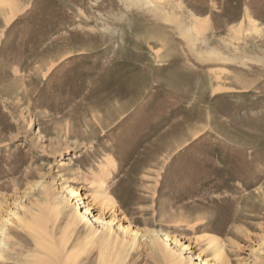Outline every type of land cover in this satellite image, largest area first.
Returning <instances> with one entry per match:
<instances>
[{
    "label": "rangeland",
    "instance_id": "rangeland-1",
    "mask_svg": "<svg viewBox=\"0 0 264 264\" xmlns=\"http://www.w3.org/2000/svg\"><path fill=\"white\" fill-rule=\"evenodd\" d=\"M12 212L48 264H97L109 222L144 234L120 264H161L149 231L184 264H264V0H0V264H31Z\"/></svg>",
    "mask_w": 264,
    "mask_h": 264
},
{
    "label": "bare ground",
    "instance_id": "bare-ground-1",
    "mask_svg": "<svg viewBox=\"0 0 264 264\" xmlns=\"http://www.w3.org/2000/svg\"><path fill=\"white\" fill-rule=\"evenodd\" d=\"M152 1L151 0H127L129 5H138V6L139 5L147 6L149 3L151 4ZM157 2H159V1H157ZM175 15L173 16V14H172L171 16H168L169 18L165 15L166 16L165 19L171 20V18H172V20H171V23H172L173 19H175ZM181 22H177V23H181ZM176 27L181 32V35L183 33L185 36L190 35V37H191V32L193 29L191 26L187 25V26L182 28V27H180V24H179V25H176ZM69 193L73 196H76L78 194V191L70 188ZM113 202L114 201L112 200V198H106L105 196H103L101 201H99L100 205H102V206H106L108 204L112 205ZM63 205H64V203L56 205L57 212H59V213L61 212ZM34 206H36V205H30V208H33ZM23 208H25V207H23ZM30 208H28V209H30ZM36 209L39 210V208H36ZM85 211H88V208H86ZM30 212H32V211L30 210ZM74 214H76V213H74ZM11 216L15 217L19 226H21L22 228L28 229L29 231H31L33 233L32 238H33L34 245L37 248L38 252H36V256L33 255V259L31 261V264H48V263L44 262L41 258H39V256H42L40 249L42 251L47 252L48 254H50L52 256H56L59 251L54 246H51L50 245L51 243L49 244L50 241L49 242L47 241L48 233L46 231L45 221L36 217L35 215H33V213H30V217L28 220H26V222L19 215H17L16 212H12ZM7 222L10 223V221H7ZM77 222L78 221L75 219V217L73 215V218L72 217L69 218L66 227L75 226ZM11 223H12V221H11ZM117 228L122 233V240L118 244H117V241L113 239V234H115V233L112 229L111 222L105 223L104 229L100 230V231L97 228L93 227L92 234L95 236H99L101 239L100 251L98 254L97 264H120L121 258L123 257L122 253L124 251H126L125 254H127V251L134 249V246L136 245L139 238H142L144 236V234H141L137 229H132L130 226L121 227L119 225ZM149 234H148L149 238H148V241H146V245L148 246V249L150 251L151 259L152 258L158 259L161 262V264H184L183 258L180 255L178 257L174 256V253L172 252V250L169 247L171 241L173 243H176L175 239H173L172 237H169L167 234H161V235L155 234L153 231H149ZM207 240H208V242L214 243L213 247L215 249L216 254H220L222 252V246L215 236L210 235V236H208ZM117 245L119 246L121 251L119 249H116L115 246H117ZM110 247H114L116 249L115 252L112 249V252H113L112 254H111V251H109ZM44 257H45V255H44ZM0 258H3L2 251L0 252ZM216 258H218V255ZM56 260H58V259L55 258V261ZM202 262H203V264H210L208 261H202Z\"/></svg>",
    "mask_w": 264,
    "mask_h": 264
},
{
    "label": "clouds",
    "instance_id": "clouds-1",
    "mask_svg": "<svg viewBox=\"0 0 264 264\" xmlns=\"http://www.w3.org/2000/svg\"><path fill=\"white\" fill-rule=\"evenodd\" d=\"M101 31L103 32V31H104V29H101Z\"/></svg>",
    "mask_w": 264,
    "mask_h": 264
}]
</instances>
